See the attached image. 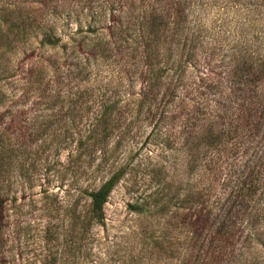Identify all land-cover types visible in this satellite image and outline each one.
I'll use <instances>...</instances> for the list:
<instances>
[{
  "label": "rangeland",
  "instance_id": "obj_1",
  "mask_svg": "<svg viewBox=\"0 0 264 264\" xmlns=\"http://www.w3.org/2000/svg\"><path fill=\"white\" fill-rule=\"evenodd\" d=\"M51 1L0 0V264H264V0H193L192 55L175 99L156 106L174 117L129 123L135 105L119 101L87 147L95 118L139 82L121 53L84 78L48 72L39 86L60 97L35 101L31 50L68 53L38 46ZM71 3L58 31L90 19ZM75 86L85 93L63 96ZM118 167L103 223L85 227L86 192Z\"/></svg>",
  "mask_w": 264,
  "mask_h": 264
},
{
  "label": "trees",
  "instance_id": "obj_2",
  "mask_svg": "<svg viewBox=\"0 0 264 264\" xmlns=\"http://www.w3.org/2000/svg\"><path fill=\"white\" fill-rule=\"evenodd\" d=\"M59 1L62 2L56 3ZM72 1L79 2L80 0L51 1L48 19L50 21L42 29L41 37L38 40L39 48L40 46L59 47L62 50H68L67 55L62 56V60H57L55 57L43 55L39 51L34 53L31 50L29 54L34 60L26 70L28 76L34 75L30 83L34 84L35 101H43L47 97H60V94L46 92L48 80L39 86L48 72L55 75L59 70H63L67 76L74 73L75 76L84 78L88 74L86 66L90 62L93 61L94 63L99 59L108 60L111 57L113 60L115 56L125 53L122 60L125 61L129 72L126 78L130 82L137 80L139 89L135 93L127 92L125 95L118 96L113 104L103 108V112L95 118L87 135L83 138L86 147L96 140L99 132L102 133V137L109 133L108 128H112V124L109 126L112 118L111 107L119 101L124 100L126 103L135 105L129 123H134L140 118L144 120L152 114H157L158 119L152 125L155 127L160 126L161 121L170 117L173 118L174 116L171 115L173 111L167 113L166 107H164L157 112L156 106L161 105L165 98L168 99L166 102L169 103L172 101L170 99L175 97V92L180 86L185 63H188L192 55L195 30L190 26V16L193 0H83L79 12L85 10L90 18L85 28L82 29L78 26L74 30L62 32L60 27L58 31L55 28L57 21L59 26L68 25ZM11 26L13 25H7L8 32L11 30ZM63 35L65 38H62ZM6 37L7 34L0 33V41H4V44L7 43ZM83 78L78 80L77 85L81 80H84ZM73 80L74 77H71L69 82L72 83ZM84 93L82 90L78 92V86H75L73 92L69 91L63 96H80ZM210 135L209 130L205 131L202 140L205 143L209 142L206 139H211ZM1 142L0 189L2 186V165L5 162L8 148L7 142ZM124 168L118 167L99 186L86 192L88 202L84 218L81 221L85 227L103 223V204L112 187L122 177ZM214 201L217 203L219 199L214 198ZM2 202L3 198L0 196V213ZM128 206L133 208L130 204ZM218 225H221L220 221ZM178 264L188 263L182 261Z\"/></svg>",
  "mask_w": 264,
  "mask_h": 264
}]
</instances>
